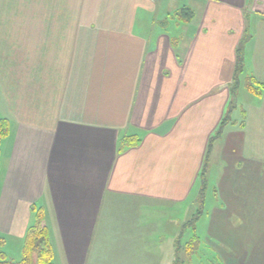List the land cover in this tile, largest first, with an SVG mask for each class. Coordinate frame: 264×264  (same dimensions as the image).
Masks as SVG:
<instances>
[{
  "label": "crops",
  "instance_id": "1",
  "mask_svg": "<svg viewBox=\"0 0 264 264\" xmlns=\"http://www.w3.org/2000/svg\"><path fill=\"white\" fill-rule=\"evenodd\" d=\"M181 6L193 19L169 20ZM244 28L240 76L264 86V0H0V250L21 256L35 206L54 264H172ZM249 93L209 154L216 264H264V87Z\"/></svg>",
  "mask_w": 264,
  "mask_h": 264
},
{
  "label": "trees",
  "instance_id": "2",
  "mask_svg": "<svg viewBox=\"0 0 264 264\" xmlns=\"http://www.w3.org/2000/svg\"><path fill=\"white\" fill-rule=\"evenodd\" d=\"M173 17L177 18V20L188 23L194 17V11L189 6H181L172 14ZM244 37V38H243ZM250 37L247 28H244L242 36L236 46L235 49V62L232 80L229 85V92L231 94V99L229 101L228 107L224 112L223 117L221 118L216 130L208 139L204 162L198 174L199 180V193L197 197V201L200 202V205H203V194L207 184V169H208V161L209 154L211 150L212 143L215 139H217L224 127L230 123H233L231 118V112L235 107L233 100L234 90L238 84V77L243 71L244 66V46L248 38ZM245 87L246 89L256 95H260L261 90L263 89V84L256 81L253 76H247L245 79ZM244 117V111H242V120ZM242 124V121L240 122ZM9 131V122L6 118L0 117V142L1 140L8 134ZM139 138L137 136H128L124 137L121 142V148L126 146H133L139 143ZM33 213V221L27 227L23 239V245L21 248V258L18 261H11L7 258L6 254L0 250V264H54L53 262V250L50 242V236L48 232L47 226L44 224V214L41 207L32 206ZM201 208L196 211V214L193 215L188 221L184 223V228L192 227L194 229V225L201 215ZM196 238V237H195ZM180 239V238H179ZM4 242V238L0 236V245ZM190 243L186 247V252L189 253L192 249V245ZM180 249V240L178 241L177 250ZM179 253V252H178ZM183 261L179 258L178 255L175 256L172 264H182Z\"/></svg>",
  "mask_w": 264,
  "mask_h": 264
},
{
  "label": "rangeland",
  "instance_id": "3",
  "mask_svg": "<svg viewBox=\"0 0 264 264\" xmlns=\"http://www.w3.org/2000/svg\"><path fill=\"white\" fill-rule=\"evenodd\" d=\"M248 16H250L249 12L247 13L244 11V17L248 18ZM172 18L175 19L173 16L170 15L169 20H172ZM242 77L243 76H240V75L238 77V84H237L235 90L233 91L234 95H233L232 102H234L233 104H236V105L241 104L243 107H245L244 103L246 102L247 98L250 97L251 94L245 89V81H244L245 79L243 80ZM237 107H238L237 109H234L231 112V117H233V119L238 117L237 116V110L239 109L240 106H237ZM216 174H217V168L214 167L210 176L209 177L207 176V184H206L207 186L204 190V194H203V201L204 202H203L202 206L200 205V202L197 201V197H198V193H199V187H200V184H198L197 194L195 197V203L192 205L193 210H192L189 218L193 217V215L196 214V211L200 208L202 210V213L195 223V229H193L192 227H188L187 231L184 233V235L182 234L180 236V249H179L178 256L181 259V261H183L185 263H187V262H192L194 264H212V263L216 264L217 263L214 256L216 257L218 255V250L212 251V249H210V247L205 244V242H204L205 234L203 231L204 230L203 225L206 222L205 212L207 211V207L209 206L210 202H212L213 189H214L213 180H214ZM190 241L192 242L191 243L192 249L190 250L189 253H187L186 252V246H187V244L190 243ZM11 247L12 248L9 251L10 256H11V254H14L13 246H11ZM213 252H214V254H213ZM20 254H21V252H20ZM10 256H8L7 258L10 259L11 261H18L21 258V256L19 257V252L12 256L15 259H11ZM15 256H17V257H15Z\"/></svg>",
  "mask_w": 264,
  "mask_h": 264
}]
</instances>
